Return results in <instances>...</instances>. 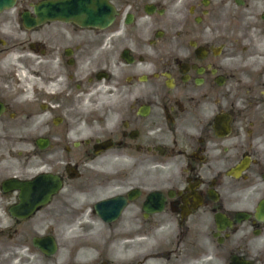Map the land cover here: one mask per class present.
Masks as SVG:
<instances>
[{"label":"flooded vegetation","instance_id":"1","mask_svg":"<svg viewBox=\"0 0 264 264\" xmlns=\"http://www.w3.org/2000/svg\"><path fill=\"white\" fill-rule=\"evenodd\" d=\"M0 264H264V0L0 10Z\"/></svg>","mask_w":264,"mask_h":264},{"label":"rangeland","instance_id":"2","mask_svg":"<svg viewBox=\"0 0 264 264\" xmlns=\"http://www.w3.org/2000/svg\"><path fill=\"white\" fill-rule=\"evenodd\" d=\"M79 102L81 103L83 107L88 108L90 107L91 98L88 95L81 96V99H79ZM73 235L74 233H64V235L62 236V241H63L64 246H67L69 245V242H72ZM120 242L121 241L119 239L113 240L112 247L114 248L115 255H120V253L122 252V244Z\"/></svg>","mask_w":264,"mask_h":264},{"label":"water","instance_id":"3","mask_svg":"<svg viewBox=\"0 0 264 264\" xmlns=\"http://www.w3.org/2000/svg\"><path fill=\"white\" fill-rule=\"evenodd\" d=\"M13 1L14 0H7V4L6 5L3 4L0 7H7L9 5H12ZM50 6H52L54 8L56 5L52 4ZM35 15L37 16V18L36 19H31L29 21L30 24L36 25V24L42 23L44 21V19H46L44 13L41 10V5H38L37 7H35ZM48 15L55 17L57 14H56V12H52L50 10ZM49 193H50V191H49Z\"/></svg>","mask_w":264,"mask_h":264}]
</instances>
